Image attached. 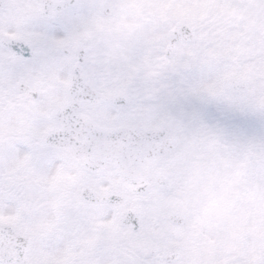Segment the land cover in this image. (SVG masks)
Returning a JSON list of instances; mask_svg holds the SVG:
<instances>
[{
  "label": "snow or ice",
  "instance_id": "snow-or-ice-1",
  "mask_svg": "<svg viewBox=\"0 0 264 264\" xmlns=\"http://www.w3.org/2000/svg\"><path fill=\"white\" fill-rule=\"evenodd\" d=\"M0 264H264V0H0Z\"/></svg>",
  "mask_w": 264,
  "mask_h": 264
}]
</instances>
